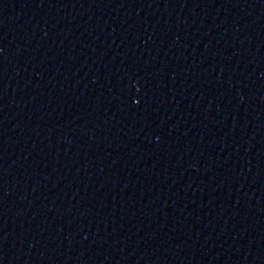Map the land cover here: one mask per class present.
Segmentation results:
<instances>
[{
	"label": "water",
	"instance_id": "water-1",
	"mask_svg": "<svg viewBox=\"0 0 264 264\" xmlns=\"http://www.w3.org/2000/svg\"><path fill=\"white\" fill-rule=\"evenodd\" d=\"M0 264H264V0H0Z\"/></svg>",
	"mask_w": 264,
	"mask_h": 264
}]
</instances>
